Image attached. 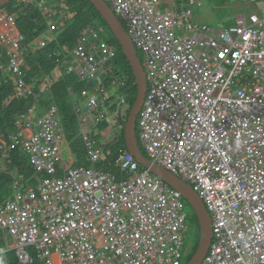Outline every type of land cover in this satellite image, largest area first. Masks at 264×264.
I'll list each match as a JSON object with an SVG mask.
<instances>
[{
    "label": "built area",
    "instance_id": "built-area-1",
    "mask_svg": "<svg viewBox=\"0 0 264 264\" xmlns=\"http://www.w3.org/2000/svg\"><path fill=\"white\" fill-rule=\"evenodd\" d=\"M162 1L106 0L144 54L148 90L137 135L139 129L151 160L192 184L205 202L213 239L202 264H264V14L217 28L198 23V0L178 10L163 9ZM39 6L50 28L34 43L45 47L64 10ZM23 40L16 14L0 10V47L18 96L39 98L22 74ZM115 54L91 26L58 55L56 70L73 58L68 72L90 82L112 72ZM125 84L101 82L73 94L90 167L65 162L56 104L41 110L37 101L21 115L14 145L47 177L37 187L19 177L14 197L0 203V256L15 251L17 264H28L33 248L42 264H182L189 211L181 193L142 169L129 150H120L123 178L97 167L104 157L97 128L127 104L118 93ZM37 114L36 130L25 134ZM8 157L4 152L2 161Z\"/></svg>",
    "mask_w": 264,
    "mask_h": 264
},
{
    "label": "trees",
    "instance_id": "trees-1",
    "mask_svg": "<svg viewBox=\"0 0 264 264\" xmlns=\"http://www.w3.org/2000/svg\"><path fill=\"white\" fill-rule=\"evenodd\" d=\"M235 1L211 0L214 7L219 10L220 15L225 16L226 26L236 23L234 14L228 6ZM40 2L52 5L54 10H64V19L62 24L58 25L54 39L49 41L47 46L37 49L32 47L34 41L45 36L50 28L47 18L39 6ZM262 2L264 0L255 1L257 4ZM178 3L189 4V0H179ZM2 9L9 14H16V26L24 37L22 42L24 49L22 74L25 76L27 83L34 85L36 94L40 96L39 98L36 95L18 96L12 73L7 69V51L5 48L0 47V203L13 197V184L19 177L23 176L27 185L34 187L38 186L40 177H47V174H39L34 169L27 154L20 146H15L12 140V135L19 131L18 121L21 115L26 113L37 101H39L41 110L44 107H50L52 104L59 107L67 141L76 157L73 165L75 167H90L92 165L87 157L86 144L79 121L80 115L74 105L73 94H78L85 87H94L99 82H103L107 86L114 84V81L126 82L123 88L118 89V93L127 95L125 106L130 107L127 109L124 106L119 114L112 118L115 125L120 129V132H116L118 136L116 138L109 136L112 129L116 128L113 126L112 120L101 123L96 134L104 155L97 167L114 173L119 178L126 176L118 160L120 150H128L125 126L131 109L137 100L139 89L133 68L103 15L90 0H13L11 3L1 6L0 10ZM95 25L99 27L107 41L115 47L116 54L111 63L112 72L107 73L101 79L94 78L90 82L82 81L76 74L68 72V67L73 60V58H68L61 64L55 78L58 55L67 49H73L87 30ZM49 77H54L53 82L47 90H44L43 86L48 84ZM4 152H7L9 157L5 161V168L2 169ZM146 156L149 157L148 154ZM141 168L144 169L142 165ZM185 201L189 211V222H191L186 230L185 244L187 245V238L191 242L188 240V245H185L182 264H187L191 260L199 246L201 237L199 218L190 203L186 199ZM189 232L192 234L191 237ZM29 251L32 254L33 262L28 264H42L38 252L33 248ZM17 263L18 258L15 251L0 256V264Z\"/></svg>",
    "mask_w": 264,
    "mask_h": 264
},
{
    "label": "water",
    "instance_id": "water-1",
    "mask_svg": "<svg viewBox=\"0 0 264 264\" xmlns=\"http://www.w3.org/2000/svg\"><path fill=\"white\" fill-rule=\"evenodd\" d=\"M13 0H0V7L11 3ZM96 9L103 15L108 22L111 30L117 37L120 45L127 56L138 83V96L133 105L125 126V138L128 150L135 156L139 163L149 170L153 175L161 179L164 183L171 186L181 193L196 212L201 224V237L199 246L187 264H202L207 255L213 239V222L212 216L203 201L202 197L195 190L194 186L175 173L166 169L164 166L151 160L143 152L137 135L138 115L144 105L148 82L145 67L138 54V49L127 32L126 27L119 19L115 11L106 2V0H90Z\"/></svg>",
    "mask_w": 264,
    "mask_h": 264
},
{
    "label": "rangeland",
    "instance_id": "rangeland-1",
    "mask_svg": "<svg viewBox=\"0 0 264 264\" xmlns=\"http://www.w3.org/2000/svg\"><path fill=\"white\" fill-rule=\"evenodd\" d=\"M198 1L201 2L202 5L197 4V5H194L193 8L195 11L196 20L198 21L199 24L200 23H207V24H210V25L217 27V28H222V27L226 26L225 16L220 15L219 10L214 7V4L211 2V0H198ZM255 5L257 6V8H262L264 11V3L262 2L260 4H257V3H255V0H236L235 2L229 4L228 6L232 10L234 17L238 18L239 16H241V14L248 12L249 9L256 7ZM252 11H254V10H252ZM124 26H125V24H124ZM126 29H127V27H126ZM44 37L45 36H42V37L38 38V40H43ZM41 46L42 45H39L36 43H33V45H32V47H35L37 49L41 48ZM138 54L140 55V58L143 62L144 54L140 49H138ZM55 72H56V69H55ZM55 78H56V76H55ZM125 107H127V109H129L130 106H125ZM112 121H113V126L116 128L112 129V131L109 133V136H111V138L112 137L116 138L118 136V135H116V132H120L119 131L120 129H119V127H117L115 125V121L114 120H112ZM138 138L140 139L139 129H138ZM139 142L141 144L143 151L147 154V151H146L145 146L143 145L141 139L139 140ZM71 155H72V152L70 151L68 141H67L64 143V151H63L64 159L69 160ZM4 168H5V162L2 161V169H4ZM190 223L191 222H189L188 226L190 225ZM189 236L190 237L192 236L191 232H189ZM188 240L189 239L187 238V245H188Z\"/></svg>",
    "mask_w": 264,
    "mask_h": 264
},
{
    "label": "crops",
    "instance_id": "crops-1",
    "mask_svg": "<svg viewBox=\"0 0 264 264\" xmlns=\"http://www.w3.org/2000/svg\"><path fill=\"white\" fill-rule=\"evenodd\" d=\"M180 1H183V0H180ZM187 1V0H186ZM256 1V0H255ZM179 2V0H163L162 1V7H164L163 9H170V10H172V9H180V8H184L185 7V5H187V4H183V3H181V4H179L178 3ZM264 3V2H263ZM164 5V6H163ZM256 6V5H255ZM252 10H254V11H252ZM254 12H258V13H260V14H264V11H263V9L262 8H257V6L256 7H254V8H251V9H249L248 10V12H245V13H243V14H241V15H249V14H251V13H254ZM236 19V22H237V18H235ZM236 24V23H235ZM234 24V25H235ZM232 26V25H231ZM225 27H230V26H225ZM102 33V32H101ZM102 35H103V33H102ZM137 47V46H136ZM138 49V48H137ZM60 70V69H59ZM59 70H56V72H55V74H54V77L55 76H57V74H58V72H59ZM53 77V78H54ZM120 80L119 81H114V84H112L111 86H118L119 84H120ZM140 114V113H139ZM38 114L34 117V125L31 127V128H28V129H25L24 130V133L25 134H27V135H29V134H32L35 130H36V125H35V122L37 121V119H38ZM138 117H139V115H138ZM19 131H17V133H18ZM13 136V135H12ZM66 142H67V140H66ZM68 145H69V143H68ZM69 148H70V146H69ZM70 151H71V149H70ZM72 152V151H71ZM65 160V159H64ZM76 161V157H75V155L72 153V155H71V157L69 158V160H65V162L68 164V165H73L74 164V162ZM5 162V161H4ZM13 197H14V194H13ZM13 197H11V198H13ZM11 198H9V199H11ZM8 199V200H9ZM7 201V200H6Z\"/></svg>",
    "mask_w": 264,
    "mask_h": 264
},
{
    "label": "bare ground",
    "instance_id": "bare-ground-1",
    "mask_svg": "<svg viewBox=\"0 0 264 264\" xmlns=\"http://www.w3.org/2000/svg\"><path fill=\"white\" fill-rule=\"evenodd\" d=\"M1 54H2V52H1ZM101 81V80H100ZM100 83V82H99ZM67 140V139H66Z\"/></svg>",
    "mask_w": 264,
    "mask_h": 264
}]
</instances>
